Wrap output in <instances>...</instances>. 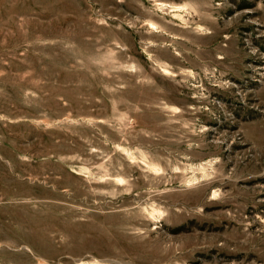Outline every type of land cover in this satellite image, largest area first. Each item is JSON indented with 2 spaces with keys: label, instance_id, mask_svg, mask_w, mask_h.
<instances>
[{
  "label": "rangeland",
  "instance_id": "rangeland-1",
  "mask_svg": "<svg viewBox=\"0 0 264 264\" xmlns=\"http://www.w3.org/2000/svg\"><path fill=\"white\" fill-rule=\"evenodd\" d=\"M0 264H264V0H0Z\"/></svg>",
  "mask_w": 264,
  "mask_h": 264
}]
</instances>
